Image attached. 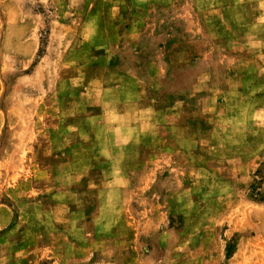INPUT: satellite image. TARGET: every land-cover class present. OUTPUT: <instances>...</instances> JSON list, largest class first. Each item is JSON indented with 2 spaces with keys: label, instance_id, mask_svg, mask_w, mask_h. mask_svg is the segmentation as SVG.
Returning <instances> with one entry per match:
<instances>
[{
  "label": "rangeland",
  "instance_id": "obj_1",
  "mask_svg": "<svg viewBox=\"0 0 264 264\" xmlns=\"http://www.w3.org/2000/svg\"><path fill=\"white\" fill-rule=\"evenodd\" d=\"M233 1L0 0V264H264L263 96L239 93L240 52L213 29ZM103 68L136 74L121 107L95 90L113 79L75 76ZM174 103L169 158H141L159 152L155 132L131 128ZM246 118L263 131L249 145ZM118 166L148 174L131 177L121 221L98 227L83 189ZM52 182L82 200L59 208Z\"/></svg>",
  "mask_w": 264,
  "mask_h": 264
},
{
  "label": "crops",
  "instance_id": "obj_2",
  "mask_svg": "<svg viewBox=\"0 0 264 264\" xmlns=\"http://www.w3.org/2000/svg\"><path fill=\"white\" fill-rule=\"evenodd\" d=\"M216 15H218L219 17L221 16V20H223L221 25L217 24L216 28H213L215 29V32L217 34L216 38L219 37V39H222L223 41V43L220 41L219 46L236 48V50L240 52V55L237 54L234 59H232V61L240 63L239 68L241 73L243 74V78L249 80V82L243 83V88L245 89L242 88L241 91L239 90V93L264 97V0H240L239 2H237V0H234L232 3L229 2L224 9H221L220 11L217 9ZM79 61L81 63L84 62L81 59ZM75 76L79 80H85V82H83V85L84 83H87L88 86L90 85L91 80L97 81L98 78L103 80V76L104 78L108 77L113 79L114 81L112 83L108 84L107 86L106 84H101L97 86L95 90L99 91L100 93L105 92L106 95L107 93H109V95H111L112 97V99L110 100L111 103L121 107V104L123 103L121 99V94L123 91H121V89L125 87L121 82L122 77H136V74L132 75L131 71H129V73H123L119 70L111 71L107 68H103L95 71L93 76L86 75L84 71L76 72ZM129 84L136 87L135 82L130 81ZM213 90L215 89H212V91ZM134 92V97H136V91ZM263 97H259V101L257 102V109L258 111H261V113L264 112ZM177 103H174L173 107L171 105L165 108V113L162 114L163 120L161 125L156 122L155 124L153 123V125L147 123L140 125L138 128H131L135 130L147 127L148 130L149 127V130L151 131H149L147 135H150V132H155V135L150 142H154L155 144H157V149H159V152L156 150H152L155 152L149 151V154L147 153L145 156H143V153L141 154V158H169L168 154L163 153H166L164 149L169 150V147L167 145V133L174 129L173 127H171V125H173L172 123H174L175 121L172 120V117H175V115L171 112L175 109V107L179 109ZM245 110L246 108L243 109V111ZM131 117H133L132 114ZM177 119L179 122V120L181 119L180 116H177ZM242 123L243 128L241 129V132L239 131L241 134L240 142L247 145L255 143V138L252 137H254L255 135H261L263 131L258 130L256 134V132H251V128H255V126L259 127V122H256L254 118H246ZM213 141H218V139L213 138ZM243 148L244 147H242V149ZM246 150L249 151V147ZM70 154H72V152H67L66 157L68 158ZM139 154L140 153H138V155ZM77 155L80 154L77 153ZM85 156L86 152L82 153V157L85 158ZM88 156V159L93 158L92 154H88ZM106 158L109 159V157ZM103 163L108 164L107 162H101L100 164ZM246 167H248V163ZM106 170L110 174L109 178L111 179H107L105 181V179L102 178V176L105 175L103 172L101 176L98 177L99 179L97 180V182H87V185H85V188L83 189L89 194H86L87 196H89L88 206L94 208L91 211V219L95 224H98V227L101 224L104 225L107 222L117 223L121 221V218H123V213L126 215L125 209L127 210V207L130 205L131 201L134 198L135 192L137 193V191L139 190L138 186H135L134 188L129 187L131 177L138 173H140V175L148 174V171H146V173H143V167L128 169L129 172H127L126 168L122 166H118L115 169L109 167L106 168ZM139 187H141V185H139ZM146 188L147 187L144 186L143 188H141V190H144ZM49 189L51 192L49 194V198L58 199V201L60 202V206H58L59 208H68L69 202L73 203L76 200H82V197L79 196V194H75L77 189L76 187H73L72 182H66L63 184L52 182ZM61 195L63 196V200L59 199ZM64 201L67 204H65ZM74 203H76V205L78 204L77 202ZM68 212L69 209H66L65 213L67 214ZM116 233L117 232L110 235L112 236ZM137 247L138 232H133L128 248H130L132 251L136 250Z\"/></svg>",
  "mask_w": 264,
  "mask_h": 264
}]
</instances>
